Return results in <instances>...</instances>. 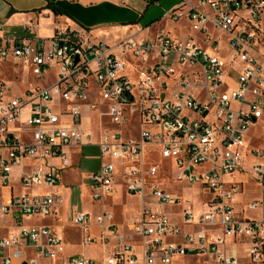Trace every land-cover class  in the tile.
Returning a JSON list of instances; mask_svg holds the SVG:
<instances>
[{
    "label": "built area",
    "instance_id": "2783aa9c",
    "mask_svg": "<svg viewBox=\"0 0 264 264\" xmlns=\"http://www.w3.org/2000/svg\"><path fill=\"white\" fill-rule=\"evenodd\" d=\"M263 17L264 0H184L166 13L188 22L184 39L162 30L114 45L88 43L82 26H58L39 40L0 38V62L21 60L37 80L15 93L0 78V219L21 225L25 216L54 214L63 202L61 194L15 193L13 168L23 169L21 189L55 186L59 169L72 162L67 148L97 145L101 163L89 176L90 196L104 200L121 178L140 198L130 225L142 253L114 214L102 211L100 241L114 238V250L101 260L73 255L65 264H241L240 245L246 264H264V219L239 216L234 206L238 173L264 183V135H250L264 118ZM215 30L227 35L228 55ZM173 167L177 181L212 191L206 210L195 213L189 203L181 209L183 223L198 230L184 232L162 208L182 200L161 187ZM73 219L83 242L94 241L91 214ZM65 249L50 227L21 226L0 237V264H41Z\"/></svg>",
    "mask_w": 264,
    "mask_h": 264
},
{
    "label": "crops",
    "instance_id": "0c3cea01",
    "mask_svg": "<svg viewBox=\"0 0 264 264\" xmlns=\"http://www.w3.org/2000/svg\"><path fill=\"white\" fill-rule=\"evenodd\" d=\"M49 2L54 3L57 7L64 10L66 14L56 15L50 8H48ZM150 6L151 5L148 4L146 9L143 8V0H0V38L30 37L39 40L38 38L51 37L56 27L58 26H71L72 28L82 26L85 28H89V30H96L98 28L104 27L108 30L104 31L107 32V34H104L105 37L110 34V31H121L125 33V36L123 35V38H115L117 39L115 43L111 41L113 39H111L110 37L106 42H104L103 40L97 41L109 45H114L120 40L129 36H134L136 38H138L139 36H141V38L154 37L162 30H170L173 36L182 38V36L177 34L174 22H172V26H167L164 24L162 27L157 28V25L166 22V13L169 9L165 11L164 14H162L160 17L145 21V12H143V10L147 12ZM28 23L31 24L30 32H28L26 29ZM11 60L15 62V65L17 64L16 62H18L20 65L23 64L21 60H16L13 58H11ZM25 69L27 70V68ZM27 73L31 75L30 72ZM79 148L80 147H69L66 149L67 153L72 159V162L69 167L65 169H59L60 180L63 175L71 176L73 175V172H77L74 166L79 162V155L76 153ZM76 156L78 157V161L75 162ZM55 162L56 164L60 165L59 159H55ZM16 168H19V171L14 172L13 170L12 182L14 184V191L15 193H22L23 191H27L21 189L18 181V176L23 171V169L19 166H17ZM90 174L91 173H82L81 175L83 178L87 177V179L90 181ZM65 176L64 178H66ZM236 179L242 182L241 190L244 189L245 184L251 183L253 187H260L263 191L264 183L256 181L250 173H238ZM57 185L52 187H56L57 190L59 189V191L54 193L50 192V194H61L63 197V202L58 206L57 211L47 217L33 216L35 218L42 219L50 218L51 223H41L31 226L50 227L62 237L66 249L58 258L54 260L41 259V264H65L68 258L73 255H85L95 260H101L105 258L111 251L114 250L117 242L114 238L111 237L108 244H102V242L100 241L101 229L99 224L97 223L96 216L102 211L108 210L105 208L99 213L93 214L91 208H82L81 210H77L76 205H72V211L70 212L68 210V207L71 206V199L73 198L72 191L73 189L75 190V187L71 189L67 183L59 187ZM84 185L85 184L81 181L80 188H86ZM87 186L90 192V183ZM63 192H67V195H65ZM237 194L235 196L234 203L235 212L237 215L241 216L240 212L243 211L245 212V215H243L242 217L258 220L264 219V202L262 203L261 207H258L256 209H250L248 207L249 202L253 200H263L262 194L250 196L241 207L239 204L240 198ZM210 197L211 195L207 197L203 203L205 206L204 210H206L208 207L207 202ZM136 198L139 197L130 195L125 191L122 179L118 178L115 192L109 194L104 200L100 201L104 202V204L107 205L113 213L115 211V222L120 227V229L127 233L129 237L136 243L138 254L141 255L142 238L133 233L130 225L134 216H136L141 211V202L139 205V209L135 210L132 216L127 220L125 218H122V216L118 214V211L122 212L120 208L121 205L119 203L124 202L125 204L137 205L136 203L134 204V200ZM80 211L89 212L91 214L90 234L94 238V241L88 244H85L83 242L82 230L74 224L73 218L75 214ZM23 224L24 218L21 222V225H14L13 223V226L7 233L10 235L13 232L18 231L21 226H24ZM71 228H74V230L79 233L80 236L78 241L72 240L70 238L68 231ZM66 240L69 241L67 244ZM241 264H246L245 255L242 258Z\"/></svg>",
    "mask_w": 264,
    "mask_h": 264
},
{
    "label": "rangeland",
    "instance_id": "374dc122",
    "mask_svg": "<svg viewBox=\"0 0 264 264\" xmlns=\"http://www.w3.org/2000/svg\"><path fill=\"white\" fill-rule=\"evenodd\" d=\"M184 0H143L144 2V7L147 8V5L150 4L151 6L148 8L147 12H145V21H148L149 19H155L156 17H160L162 14H164L165 11H170L182 4ZM175 23V29L177 34L182 36V39L186 38L190 34V27L188 22L185 19L180 20L179 22H174ZM264 23V17L262 19L261 25ZM171 25L172 21L170 19H166V22H163L159 25H157V28L162 27L163 25ZM172 26V25H171ZM108 31L106 28H98L94 30H89V28L85 29V39L88 43H99L97 41L103 40L106 42L108 38L110 37L111 41L114 43L116 42L117 39L115 38H123V35L125 36V33L121 31H110V34L108 36H104V34H107ZM215 35L220 36V43L222 47V52L225 55H228V50H227V45H226V40H227V35L222 34L220 31L215 30ZM186 36V37H185ZM184 37V38H183ZM139 39L141 36L138 37ZM112 42V43H113ZM111 43V42H109ZM15 65V62H13L10 59L6 60L5 62H0V78L6 80L11 88L10 90H13L15 93L19 92H24L26 88L30 86V83H36V78L31 74L29 75L27 72H29V69H25L20 65L18 62ZM20 70H19V68ZM55 70V69H54ZM169 86L171 89L175 87V83L173 81L168 80ZM133 132L136 134V130H133ZM250 135L254 137H262L264 135V118L259 120L257 125L252 127L250 129ZM124 136H129L128 132L124 133ZM79 155V162L74 166L77 172H73V175H63L61 180L58 183V187L61 185H65L66 183L69 185L71 189L75 187V190L73 189V198L71 199V206L68 207V210L71 212L72 211V205H76L77 210H81L82 208H91L93 214L99 213L103 209H107L109 213H113L110 208H108L107 205L104 204L102 201H97V200H92L90 196V192L88 190V184L90 181L86 178L82 177V173H92L98 170L101 160L99 158V149L97 145L93 146H85L81 147L77 150L76 152ZM157 162H163V163H170L167 162L168 160H163L160 156H158L155 159ZM28 161V160H26ZM78 161V157L76 156L75 162ZM14 172H18L19 168H13ZM172 171H169V173L164 174L162 180L164 182L161 183V187L165 188L167 191L177 193L181 195L182 200L179 205L176 206H162L163 210L167 212V214L173 219V221L179 223L183 227V231H195L199 229L198 225H186L183 223V218H182V212L181 209L183 206H185L186 203H189L193 206L194 212L199 213L200 211H203L205 209L204 206V201L207 197H209L212 194V191L206 187H203L202 185H194V184H187L186 182H179L175 178L179 172L178 169L176 168H171ZM86 175V174H85ZM64 176L66 178H64ZM83 182L85 187L87 188H80V182ZM67 186V185H66ZM80 188V189H79ZM56 187H31L30 189L27 188V192L30 194H40V193H47V192H57ZM65 195H67V192H63ZM263 197V202H264V188L263 191L260 187H253L251 183H247L244 186L243 190H240L238 192V196L240 198L239 204L240 207L247 201V198L250 196H256V195H261ZM85 200V201H84ZM140 200L139 198H136L134 200V204L136 203L137 205H132V204H125L124 202L119 203L121 205V211H118V214L122 216V218H125L126 220L130 218L133 214V212L137 209H139L140 205ZM114 217H115V211H114ZM117 214V212H116ZM240 215L243 216L245 215V212L241 211ZM116 219V217H115ZM114 219V220H115ZM59 221V220H58ZM41 223H51L50 218H35L33 216L31 217H24V226H31V225H36V224H41ZM13 219L11 217H7L5 219H0V237L9 235L7 232L10 230V228L13 226ZM16 228V227H15ZM18 229V228H17ZM70 238L72 240L78 241L79 240V233L74 230V228H71L68 231ZM69 241L66 240V244ZM239 252H240V257L243 258L244 254V245H240L239 247ZM191 258V257H190ZM191 263L194 262V259L190 260ZM202 264V261L201 263Z\"/></svg>",
    "mask_w": 264,
    "mask_h": 264
},
{
    "label": "trees",
    "instance_id": "16d2710c",
    "mask_svg": "<svg viewBox=\"0 0 264 264\" xmlns=\"http://www.w3.org/2000/svg\"><path fill=\"white\" fill-rule=\"evenodd\" d=\"M48 8H50L56 15H62V14H66V12L64 10H62L61 8L57 7L54 3L49 2L48 4Z\"/></svg>",
    "mask_w": 264,
    "mask_h": 264
}]
</instances>
